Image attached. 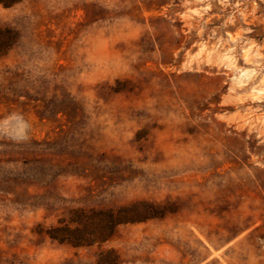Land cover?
<instances>
[{"label": "rangeland", "instance_id": "rangeland-1", "mask_svg": "<svg viewBox=\"0 0 264 264\" xmlns=\"http://www.w3.org/2000/svg\"><path fill=\"white\" fill-rule=\"evenodd\" d=\"M6 1L0 264H264V0Z\"/></svg>", "mask_w": 264, "mask_h": 264}, {"label": "bare ground", "instance_id": "bare-ground-1", "mask_svg": "<svg viewBox=\"0 0 264 264\" xmlns=\"http://www.w3.org/2000/svg\"><path fill=\"white\" fill-rule=\"evenodd\" d=\"M248 75L251 76L254 74V69H252V71H247ZM239 82H241V80H239Z\"/></svg>", "mask_w": 264, "mask_h": 264}, {"label": "trees", "instance_id": "trees-1", "mask_svg": "<svg viewBox=\"0 0 264 264\" xmlns=\"http://www.w3.org/2000/svg\"><path fill=\"white\" fill-rule=\"evenodd\" d=\"M1 2H3L5 5H9L11 2L6 1V0H0Z\"/></svg>", "mask_w": 264, "mask_h": 264}]
</instances>
